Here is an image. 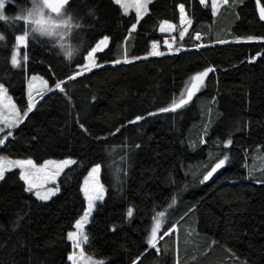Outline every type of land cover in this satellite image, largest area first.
Segmentation results:
<instances>
[{"label":"trees","instance_id":"16d2710c","mask_svg":"<svg viewBox=\"0 0 264 264\" xmlns=\"http://www.w3.org/2000/svg\"><path fill=\"white\" fill-rule=\"evenodd\" d=\"M181 6L191 21L180 46L186 50L150 58L152 45L162 40L161 24L177 25ZM14 7L8 5L6 15ZM261 8L264 0H228L214 15L209 0H153L137 21L112 0H72L64 7L73 22L66 32L68 40L81 42L78 54L66 62L50 42L29 35L27 63L19 67L12 53L27 28L0 21V85L21 115L28 110V77H40L50 89L67 81L64 92H50L28 113L0 156L38 165L76 161L48 202L25 190L17 170L5 173L0 264H69L67 235L85 210L82 182L97 165L104 198L87 227L84 252L100 264H264ZM79 18L86 27L77 30ZM105 37L107 47L95 56L105 67L68 81ZM125 56L130 63L123 62ZM207 68L214 71L187 105L159 111ZM137 116L145 118L129 123ZM224 156L218 174L201 183ZM159 212L165 213L164 233L175 231L163 234L157 252L144 244Z\"/></svg>","mask_w":264,"mask_h":264},{"label":"snow or ice","instance_id":"6c2138e0","mask_svg":"<svg viewBox=\"0 0 264 264\" xmlns=\"http://www.w3.org/2000/svg\"><path fill=\"white\" fill-rule=\"evenodd\" d=\"M4 2H5V0H4ZM64 2H65V0H56V2H54L50 6L53 7L56 11H59L63 7ZM115 2L120 4L121 7H125V5L122 3V0H115ZM147 2H150V0H145V3L137 5L138 21H139V17H140V10L142 9L143 11H147ZM203 2H204V0H201V3H203ZM227 2H228V0H223V3H227ZM212 7H213V12L215 13V11L217 10V5L215 2L213 3ZM180 12L182 15V20H184L185 23L191 24V21L187 20L186 17L184 16V7L183 6L180 7ZM260 16H261V19H264V8L260 9ZM54 28H55V25H53L50 22L48 26H45L44 28H42V31H48L49 34H51V32L53 31ZM173 28H174V26L172 24H168L167 22H165L164 24L161 25L160 30H161V32H165V31H170ZM135 29H136V25L134 24L132 26V29H130V32L135 31ZM187 31H188V29L185 28L183 31L180 32L181 39L185 36V33ZM29 35H31V34L27 30L24 32L23 35L17 36L18 45L21 43H24L26 41V38ZM195 38L197 40H199L200 39L199 34H197V36ZM0 39H3V37H0ZM253 39H254L253 37L248 38L249 41H251ZM219 42L224 43L226 41H219ZM107 45H108V37H105L94 48H92V50L90 52H88V55L86 57V60L88 61V63H86L83 67H81L80 70L78 72H76L74 75L69 76L68 80L75 79L76 76L82 75L85 71H91L92 68L100 67L101 65L97 64L94 60V54L98 51H102L104 47H107ZM168 47H169V49H171L172 45L169 44ZM152 49L153 50L149 53V55L160 56V55L164 54L158 50V45L155 43L152 45ZM178 50L179 49H177V51ZM25 59H27L26 56H25ZM136 59H138V58H136ZM123 62L124 63H130L131 61L127 58V56H125ZM115 63L118 64V63H121V61L116 60ZM12 64L14 67L19 65L18 51L14 52L12 55ZM212 71H214L213 68H207L204 71L193 75L190 79V82L186 86V94H181V97L179 98V100L174 98L172 103L168 107H162L159 109V111L160 112L176 111L177 109H180L181 107L187 105L192 100V98L196 94V92L199 91L200 88L203 86V84L205 82V78ZM32 79H33V81H36L38 78L33 77ZM66 82L67 81L57 82L55 85V89L59 90L61 92H64L65 88L63 87V85ZM39 83L41 85V94H43L44 90H47V91L53 90V89L48 88L46 81L40 79ZM32 87H33V85H32V83H30L29 84L30 90L32 89ZM29 98H30V103L28 105V110L26 112H24V114H23L24 117H26L28 115V113L31 112L33 110V108L35 107V103L32 101V92L31 91L29 92ZM5 99H7L6 90L3 88L2 85H0V100H5ZM6 107H8L14 113V119L12 121L5 122V127L14 128L19 123H21L23 121V117H21L19 115V113L15 111V106L12 105L10 101H8V104L6 105ZM149 115H156V113H149ZM144 118L145 117H143V116H137L135 118V120L129 121V123H136V122H138ZM81 127H83V126H81ZM119 130L120 129H117L116 131L118 132ZM3 131H4V129L0 128V132H3ZM7 135L11 136L12 133L8 132ZM4 142H5L4 139H0V144H3ZM230 144H231L230 140L225 142V147H228ZM227 160H228L227 156H224V158H222V159H218L217 162L213 166H211V169L209 171H207V174L204 175L201 183L208 181L220 168H222L225 165ZM74 163H76V161L71 160V159L63 160L60 162H49V164H54V167H55L54 176H58L66 167H68L69 165L74 164ZM11 167H20L22 169L21 174H20V179L24 180L25 183L28 185V187L25 190L31 192L33 190V183L29 179V177L32 174L30 169L35 167V165H33L32 161L31 160H28V161H9V160H6V158L0 157V180L4 179L5 172L7 170H10ZM99 172H100V165H97L94 168H92V170L89 174V176H90L89 180L85 181V187L82 188V191L84 192V195L88 201L87 209H86L82 219L76 222L77 232H75V233L70 232L68 234L69 240H72L74 242V245L77 247H79L80 244L83 243L84 241H86V239H87V237L85 236L84 231H83V226H84V224H86L88 222V218H89V216L93 210V207H94V202L103 198L104 189L101 185H99V181L97 179ZM56 191H58V188L57 189H47L44 192L36 191L35 195L40 200H48L50 198V196L56 194ZM175 203H176V200H175V197H173L172 204L174 205ZM128 215L129 216L132 215V209H129ZM164 216H165L164 212H159L156 214L155 217H153V226L151 228L150 235L147 239L148 247L150 249H156L157 252L160 251V249L157 247V239H158L157 234L161 230ZM174 231H175V228L173 227L172 229H169L168 232H165L164 236H167ZM160 239H163V237H160ZM69 259L73 260V264H76L74 256H70Z\"/></svg>","mask_w":264,"mask_h":264},{"label":"rangeland","instance_id":"374dc122","mask_svg":"<svg viewBox=\"0 0 264 264\" xmlns=\"http://www.w3.org/2000/svg\"><path fill=\"white\" fill-rule=\"evenodd\" d=\"M24 1H26V3L24 4ZM116 5H118L120 7V9L122 10L123 14L124 15H128L129 13H134V15L136 16L137 18V21H138V17H137V5L138 4H143L145 3V0H122V3L125 5V7H121L120 4L116 3L115 0H112ZM153 0H150V2H147V10H148V6L149 4H151ZM199 2L201 3V0H199ZM207 2V0H204V2L202 4H205ZM216 3L217 5V10L215 11V13L213 12V3ZM28 3V0H19V1H15V0H5V7L3 9V12L5 13V9L7 8L8 5H14L15 9L13 11V13L11 15H9V17H12L19 9H21L22 7L26 6ZM209 3H210V6H211V9H212V13L214 15H217L219 9L225 4L223 3V0H209ZM43 6L44 8L46 9L44 3H43ZM47 11V9H46ZM147 11H143L142 9L140 10V17H139V20L146 14ZM48 16L51 18L52 20V24L55 25V27H59L61 28L62 30L66 31V29L68 28V26L70 24H67L65 25L64 24V20L65 18H67V16L65 15V12H64V8L61 9V11L59 12V14H57L56 16H53L51 15L48 11ZM6 15V13H5ZM8 16V15H7ZM184 16L186 17L187 20L188 17L186 16L185 12H184ZM68 19V18H67ZM6 21H11L10 20H6ZM57 21H59V23H57ZM165 23V22H164ZM162 23V24H164ZM161 24V25H162ZM170 24V23H168ZM173 25V24H172ZM174 28L170 31H165V32H161L160 28H159V33L162 35V40L158 43H155L158 45V50L162 53H164L163 55H169V54H175V53H179L180 51H185L186 49H184L183 47H180L182 45V42L183 40L189 36V32H190V24L188 23H185L184 20H182V15H181V12H180V7H179V23L177 25H173ZM185 28L188 29V31L185 33V36L181 39L180 37V32L183 31ZM104 39V38H103ZM102 40V39H101ZM100 40V41H101ZM197 40V39H196ZM99 41V42H100ZM198 41V40H197ZM98 42V43H99ZM97 43V44H98ZM96 44V45H97ZM171 44L172 45V48L169 49L168 45ZM95 45V46H96ZM94 46V47H95ZM93 47V48H94ZM26 48H27V38H26V41L24 43H21L18 45V42L16 43V47L13 51L14 52H17L18 51V60H19V65L16 66V67H19V66H25L26 63H27V59H25V51H26ZM106 47L103 48V50H105ZM177 49H179L177 51ZM196 50H198L199 48H195ZM92 50V49H91ZM102 50V51H103ZM153 49H151L152 51ZM102 51H98L94 54V60L96 62V54L97 53H100ZM12 53V55H13ZM88 55V54H87ZM161 56V55H160ZM27 57V56H26ZM87 57V56H86ZM86 57H85V62H84V65L86 63H88V61L86 60ZM150 58H154V57H159V56H152L150 55L149 56ZM97 63V62H96ZM83 65V66H84ZM82 66V67H83ZM105 66H100V67H95V68H92L91 71L93 70H96V69H99V68H103ZM81 67H79L77 69V72L80 70ZM90 71H85L83 74H86ZM82 74V75H83ZM33 77H37L38 79L36 81H33ZM77 77V76H76ZM41 78L38 77V76H31V77H28L26 79V84H25V94H26V99H27V104L29 105L30 103V98H29V92L31 91L32 92V101L35 103V106L37 105V103H39L46 95H48L50 92L56 90L55 88L52 90V91H47V90H44L43 91V94H41V85L39 83V80ZM191 79V78H190ZM190 79L188 80V82L186 83L183 91L180 93V95L178 96L177 100H179V98L181 97V94H186V86L187 84L190 82ZM43 80V79H42ZM69 81V80H68ZM32 83L33 87L32 89L30 90L29 88V84ZM204 85L200 88L199 91L196 92V94L193 96V98L203 90L204 88ZM5 89V87H3ZM6 90V89H5ZM6 96H7V99L5 100H0V128H3L4 131L3 132H0V138L1 139H4V141L9 138L10 136L7 135L8 132H11L13 133L14 129H16V127L20 124H18L16 127L14 128H7L5 127V122L7 121H12L14 119V113L8 108L6 107V105L8 104V101L11 102L12 105H14V103L12 102V100L10 99V97L8 96L7 94V91H6ZM192 98V99H193ZM15 106V105H14ZM15 111L18 112L17 108L15 107ZM19 113V112H18ZM19 115L21 117H23V119L25 118L23 115H21L19 113ZM6 142V141H5ZM3 144L0 145V147L2 146ZM2 157V156H0ZM4 158V157H2ZM8 160V159H6ZM67 160V159H65ZM264 160V158H263ZM9 161H28V160H9ZM60 161H63V160H60ZM60 161H54V160H47L45 162H43L42 164H35L34 162L33 165H35L34 168H31L30 171H31V176L29 177V179L32 181L33 183V190L30 192L32 193V195L39 201L41 202H48L51 198H53L57 193L58 191H56V194L55 195H52L50 196V198L48 200H40L36 197L35 195V192L36 191H41V192H44L46 191L47 189H57L58 188V180L59 178L61 177V175L63 174V172L68 168L70 167L71 165H69L68 167H66L58 176H54V172H55V167H54V164H49V162H60ZM95 166H93L92 168H94ZM92 168L89 170V172L87 173L85 179L83 180L82 182V186H81V192H82V195H83V198H84V202H85V210L82 214V216H80V218L77 220H81L82 217L84 216V213L87 209V205H88V201L84 195V192L82 191V188L85 187V181L86 180H89L90 176V172L92 170ZM12 170H17L19 175L21 174V168L20 167H11L10 170H7L6 172L8 171H12ZM5 172V173H6ZM97 179L99 181V185H101L100 183V172L97 176ZM23 183L25 184V187L27 188L28 185L25 183L24 180H22ZM102 186V185H101ZM103 198H104V192H103ZM100 199V200H97L94 202V207H93V210L88 218V222L86 224H84L83 226V231H84V234L85 236L87 237V227L90 223V220H91V217L94 213V210H95V207L101 203V201L103 200ZM76 221V222H77ZM76 222L74 223L73 227H72V230L70 232H77V229H76ZM69 232V233H70ZM68 233V234H69ZM67 240L70 244V247H71V251L70 253L68 254V257H67V261L69 264H73V260H70L69 257L70 256H74L75 258V261H76V264H100L99 261L95 260V259H92L90 258L88 255L85 254L84 252V249L87 245V242H88V237L86 239V241H84L83 243L80 244L79 247L75 246L74 245V242L72 240H69L68 238V235H67Z\"/></svg>","mask_w":264,"mask_h":264},{"label":"clouds","instance_id":"9594fccd","mask_svg":"<svg viewBox=\"0 0 264 264\" xmlns=\"http://www.w3.org/2000/svg\"><path fill=\"white\" fill-rule=\"evenodd\" d=\"M5 7L4 0H0V21L13 20L23 23L31 35L46 40L51 43L56 49L57 55L62 57L64 61L71 62L78 54L81 48L80 41H70L67 39V32L59 27H55L51 34L48 31H42V28L52 23L46 9L43 6V0H28L26 6L19 9L12 17L5 15L3 9ZM91 10H89V14ZM59 23V21H57ZM73 23L65 18L64 24ZM83 18H79V23L76 24L77 30L85 28Z\"/></svg>","mask_w":264,"mask_h":264},{"label":"water","instance_id":"95a60500","mask_svg":"<svg viewBox=\"0 0 264 264\" xmlns=\"http://www.w3.org/2000/svg\"><path fill=\"white\" fill-rule=\"evenodd\" d=\"M72 0H65V2H64V4H63V7L62 8H64L65 6H67L70 2H71ZM54 2H56V0H43V3H44V5H45V7H46V9H47V11L51 14V15H53V16H56L57 14H59V12L61 11V9L59 10V11H56L53 7H51L50 5L51 4H53ZM7 141V140H6ZM5 143V142H4ZM218 172H219V170L208 180V182L209 181H211L214 177H215V175L216 174H218ZM165 223H166V218H165V216H164V218H163V224H162V227H161V230H160V232H158V234H157V237H158V239H157V242L160 240V237H162L163 236V234H164V226H165ZM152 226H153V220H152V222H151V224H150V226H149V229H148V231H147V235H146V239H145V244H144V247H145V249H150L149 247H148V244H147V239H148V237H149V235H150V232H151V228H152Z\"/></svg>","mask_w":264,"mask_h":264}]
</instances>
